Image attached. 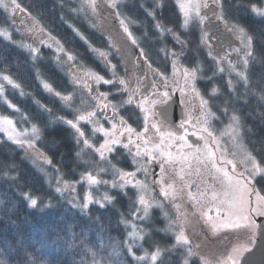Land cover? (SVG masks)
<instances>
[{"label":"snow or ice","instance_id":"snow-or-ice-1","mask_svg":"<svg viewBox=\"0 0 264 264\" xmlns=\"http://www.w3.org/2000/svg\"><path fill=\"white\" fill-rule=\"evenodd\" d=\"M49 2L0 0V38L67 112L26 92L20 65L0 57V107L19 117L0 114V146L55 173L53 196H38L0 160V221L13 228L11 239L0 229V264H264V0H171V16L168 0H57L58 35L42 22ZM48 61L63 91L44 78ZM57 195L70 196L64 219L25 234L13 216Z\"/></svg>","mask_w":264,"mask_h":264},{"label":"trees","instance_id":"trees-1","mask_svg":"<svg viewBox=\"0 0 264 264\" xmlns=\"http://www.w3.org/2000/svg\"><path fill=\"white\" fill-rule=\"evenodd\" d=\"M21 3L23 4L24 7H28L29 4L33 3V0H21ZM56 5H57V0H50L44 12V20L42 21L46 27H49L50 30H52L53 28L56 29V31L53 32L54 35L64 33L67 27L66 25L64 27H61V22L56 21V16H57ZM146 6L151 7V4L149 3ZM172 11H173V5L171 3V0H168V7L165 10L164 15L171 16ZM33 14L35 15V13ZM138 15L139 17L142 18L143 16L142 10ZM66 19H70V18L67 17L66 15ZM54 21L55 23H53ZM71 22L76 23L75 20H71ZM76 26L80 27L79 24H77ZM81 31H84V28H81ZM133 31L136 35H140V33L137 32L135 28H133ZM85 35H88V32H85ZM169 44L171 45V41H169ZM72 47H79V45H72ZM82 50L83 49H81V51ZM49 54L50 53H45L46 56ZM0 57H7L8 61L10 62L14 61L20 65L21 67L20 78H18L15 75L13 78L18 79V82H20L22 86L25 87L26 92L32 93L36 97V99L41 100L42 103L49 104L50 107H53L57 115H67L66 111H60L57 105L50 103L49 99L47 98L48 94L43 92V89L39 86V83L32 78L29 71L25 70V66L23 65L24 56L20 55L19 50L15 49L14 46H9L7 45V42L2 41V38H0ZM152 57L159 61V63L156 66L161 67V70H164L163 69L164 58L162 56L157 55L155 50L152 52ZM46 63L52 68V71H48V68H46L44 64H41L40 67L42 70V74L44 75V78L48 79L49 76L53 77V79L49 80V83H52L53 87L57 88V90L63 91V89L60 88V86L56 83V81L63 82L67 80L64 71L55 68V66L51 65L50 61ZM88 63H91V61H88ZM92 66L95 67V65ZM253 72L256 75H259V73L261 72V66L259 65L255 66L253 68ZM12 73H16L15 67L12 68L10 74ZM219 81L220 83L217 81L216 83L218 85L222 84V80ZM69 90H71L70 87ZM8 98L13 103H16L18 107L24 108L25 110L28 109L35 110V105L32 103L31 97H19L18 94L14 93L9 95ZM0 114H9V115H13L14 118H19L18 114H14L11 110L5 111L3 107H0ZM123 114L127 116L126 113ZM41 147L44 148V151H47V148L44 147V145H41ZM49 155H51V153H49ZM9 158H11L12 161H14L20 166V168L23 170V175L31 178L29 180V183L33 184V189L34 191H36V194L38 196H45L49 198L53 196V187L49 186L47 182L48 180L47 177L43 175L41 170L36 165H34L29 159L25 158V154L23 150L16 148L14 145H12L11 147L0 146V160H8ZM53 162L56 163L57 161L54 159ZM62 171L66 172L67 169L62 167ZM66 200L67 199H65L64 197L60 198L57 195L55 199H52V203L54 207L50 209H45L43 213L34 209L25 208L22 209L19 213H17V215L13 216V219L17 221L20 228L24 231L25 234L28 235L33 234L34 231L37 229H42L54 224H58L64 219L65 211L69 207L68 204L66 203ZM95 208H96L95 205L90 206V211L94 210ZM94 214L99 215L100 213L95 212ZM113 220H115V218H113ZM69 222H71V220H69ZM3 224L4 221H0V229L3 230V235L6 236L8 239H11L13 228L9 226V228L3 229ZM76 230L79 231L80 229L77 228ZM105 235L107 236L108 234ZM110 235L122 239L120 232L112 231ZM98 238H99V234L97 232L95 231L89 232V239H98Z\"/></svg>","mask_w":264,"mask_h":264},{"label":"rangeland","instance_id":"rangeland-1","mask_svg":"<svg viewBox=\"0 0 264 264\" xmlns=\"http://www.w3.org/2000/svg\"><path fill=\"white\" fill-rule=\"evenodd\" d=\"M17 15L20 16L21 18H23V17H22V14H19V13H18ZM25 22H26V21H25ZM17 23L19 24V20H18ZM13 38H14V39H19L20 37H19L18 34H16V33L14 32V34H13ZM217 82L220 83L219 80H217ZM102 90H104V89H102ZM217 127H222V125H217ZM29 160L33 163V161H32L31 159H29ZM33 164H34V163H33ZM34 165H36L39 169H41V168L43 167V164H42L41 161H37ZM46 171H47V173H48V177H47V179H48V178H51V179H52V187L54 188V186H55V173L52 171V168H51V167H47V168H46ZM77 191H78L79 193H83L84 189H80V188H78ZM130 194H131V193H130ZM64 198H65V199H69L70 196L66 195ZM233 239H234V237H233ZM234 242H235V239H234Z\"/></svg>","mask_w":264,"mask_h":264},{"label":"flooded vegetation","instance_id":"flooded-vegetation-1","mask_svg":"<svg viewBox=\"0 0 264 264\" xmlns=\"http://www.w3.org/2000/svg\"><path fill=\"white\" fill-rule=\"evenodd\" d=\"M177 95L179 96L178 93H177ZM230 240H232V241L234 242V239H230ZM210 243H211L212 245H214V246L220 248L221 250H223L224 245L220 244V243L216 240V238H211Z\"/></svg>","mask_w":264,"mask_h":264},{"label":"water","instance_id":"water-1","mask_svg":"<svg viewBox=\"0 0 264 264\" xmlns=\"http://www.w3.org/2000/svg\"><path fill=\"white\" fill-rule=\"evenodd\" d=\"M177 97H178V95H177ZM174 99H175V97H174ZM180 112H181L180 106L177 105V107H176V116H179ZM190 139H194V138L190 137ZM229 239H233V237L230 236Z\"/></svg>","mask_w":264,"mask_h":264}]
</instances>
